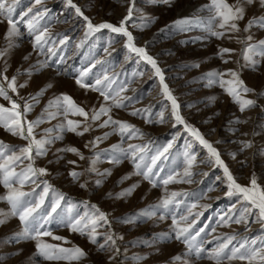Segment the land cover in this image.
Returning a JSON list of instances; mask_svg holds the SVG:
<instances>
[{"label":"rangeland","instance_id":"374dc122","mask_svg":"<svg viewBox=\"0 0 264 264\" xmlns=\"http://www.w3.org/2000/svg\"><path fill=\"white\" fill-rule=\"evenodd\" d=\"M227 2L234 4L235 0H227ZM73 3L81 8L93 24L108 22L117 26L127 15L129 6V0H73ZM188 5L192 7H203L204 5L203 21H207L210 15L207 11L210 0H171V3H164L163 0H136L132 20L126 26L137 39L136 45L145 47L148 54L157 60L158 66L165 74V82L178 99L177 102L180 101L182 106L179 109L180 114H187L183 118L188 124L196 127L212 144L220 123L228 121L225 127L221 125L222 130L216 137L220 138L219 144L216 143L213 147L217 149L221 159L230 169L234 166L231 173L237 182L247 186L250 177L255 174L258 184L264 187V96L258 97L253 93L243 96L244 99L256 100L257 106L248 107L241 112L239 105L234 103L222 88L218 85L209 87L207 81L203 79L206 73L213 70L237 69L245 84L254 89L256 93H261L264 92V61H261L256 70L251 67L240 68L237 61L240 64L244 63L241 59V49L244 46L236 42L235 36L243 37L246 35L243 32L230 34L233 37L231 39L228 35L217 39L210 37L206 31L195 29L181 31L174 28L175 21L179 19L183 9L188 8ZM29 9L31 11H28ZM26 12L27 15H25ZM260 14H264V10L258 11L256 7L248 8L245 19L239 22L241 29L253 15ZM99 16L102 18L97 21ZM146 17L154 19L155 22L141 30L140 26L146 22ZM193 18L192 14L187 16L188 20H193ZM13 19L17 23L20 34L12 37L14 47L3 59H0V70L4 69L5 61H7L6 75L9 79L17 76L19 69L21 74L17 76V86L26 82L27 87H18L19 96L11 93L10 90L9 94L20 101L21 97L28 99L46 85H52L39 99V103L32 101L35 107L28 114V120H35L39 117L48 102L60 94L70 95L86 111L93 108L98 110L101 105L105 104L104 98L99 92L93 91L91 87L81 88L76 84V79L80 77V74L87 71V75L84 77L85 83L94 85L95 81L99 80L101 83L97 87L106 89L110 95H115L121 88L127 89L121 93V97L132 98L123 101L129 107L127 109L113 107L111 115L115 119L135 125L145 134L143 139L128 140L125 137L122 145L123 147H127L129 143L147 145L146 152L143 154L146 158L142 167L150 164V157L163 150L169 143L172 144V147L165 154L167 159L162 157L153 168V172L157 176L166 178L169 174L180 172L181 176L177 177V180L188 179L182 175L186 167L185 152L195 154L197 164L203 163L205 167L197 170H194L193 167L190 169L192 172L191 181L195 182L201 178V183L195 182L192 186V182L173 181L166 186L169 195L172 192L181 193L174 198L167 210L163 208L151 209L150 206L159 204L161 198L165 196V186L157 181L158 186L152 187L138 175H132L130 179L117 185V181L122 176L134 172L133 165L129 160H124L118 166L107 162L110 154L103 150L121 143L119 135L108 136L94 149L96 153H101L100 162L96 167L101 172L112 169V175L106 179L103 187L97 188L94 181L100 177L95 174L86 173L80 178L79 183L74 182L68 175L69 170L74 167L67 163L69 160L76 161L78 167H75V170L79 172L89 166L87 159L80 160L72 153H58L57 149L74 146L85 157H89L93 155V151L91 147L85 148V143L97 136H103L106 132H111L112 129L110 127L99 128L94 125V130L83 136L67 132L62 141H56L49 146L46 156L36 158L35 166L46 168L49 174L34 177L38 186L29 183L25 185L23 191L32 193L38 199L37 194H40L45 187L43 181H47L51 185L47 196H45L44 204L39 209L40 212L50 209V206L59 199V194H63L64 199L60 200V206L52 214L51 222L46 225L47 230L52 232V236H44L41 239L58 248L79 246L87 253V257L79 261H69L65 259L47 260L35 255V241L13 239L14 234L19 232L23 226L18 217H9L3 225H0V264H116L117 262L118 264H138L137 257H147V259L139 261V264H181L180 261L172 260V257L183 256L186 246L175 239H159L161 233L171 232L172 216L180 221L181 227H186L188 223L195 220L190 233L194 234L201 228L203 231L192 243L197 244L203 241L207 250L216 246L219 242L217 237L237 235V239L233 240L229 248L245 236L257 238L258 242L260 238H264L261 237V225L251 223V221L250 231H246L243 224H232V227L220 225V218L223 216L227 219L228 215L238 212L243 202L237 195H226L227 182L223 169L212 162L214 158L209 157L207 149L199 141H196L184 129L183 125L175 123L174 118L170 116L171 102L163 97L159 78L154 75L151 65L125 47L126 37L112 33L109 29H101L85 40L86 24L82 17L75 14V10L67 3V0H41L40 3H36L35 0H19ZM29 20L33 25L31 30L27 26ZM7 27L6 23H0V49L8 47V41L5 39ZM45 30H47L45 35L47 43L42 41L43 51L41 52L39 46L34 48L35 36ZM252 33L256 39H264V30L254 27ZM198 37L202 39H197ZM82 41L83 43H81ZM143 41L144 45H140L139 43ZM219 48L235 50L233 53L224 54V59L228 60V63H224L218 57ZM25 57L28 59L25 60ZM43 61L48 62V67L36 71L33 66ZM197 64L199 67L194 66ZM30 68L33 69V74L29 77L26 70ZM46 71L51 75H46ZM229 78L225 76V79ZM137 98L139 99L137 100ZM20 102L23 103V101ZM0 104L10 107V103L2 97H0ZM107 104L110 106L111 101ZM149 106H151L154 120H158L157 114L163 112V123H147L144 119L129 114L134 109H144ZM68 118L83 120L82 117L71 115ZM106 119L107 116H102L96 124L102 123ZM237 119L247 122L236 123ZM62 120V117H58L51 122L42 123L35 129L37 139L41 138L45 129L53 128ZM249 132L251 136L246 138L245 136ZM0 141L12 146H22L26 143L24 140L12 136L2 127H0ZM241 141H251L252 147L242 150ZM248 150L252 151L253 159L251 160L250 153H248L246 157H242V163L236 164L238 159H234L232 154L240 153L242 156L249 152ZM57 156L64 158L57 160ZM238 165L241 166L238 168ZM85 181H89L87 189L80 187V183ZM137 183H139V187L126 199H111L107 196L109 192L115 196ZM34 187L35 193H33ZM142 188L152 191L146 193ZM6 191L0 185V195H5ZM206 198L209 200L206 201ZM89 203L97 205L101 211L107 213L112 222L110 229L106 226L98 229V243H104V234L109 231L114 232L116 236H123L122 240L117 239L116 242L120 248L118 255L107 246L106 250H99L97 244L90 243L85 236L74 233L64 226L63 221L94 211L86 206ZM193 204L196 205L195 208L192 207ZM205 205L207 207H204ZM0 208L8 211L10 206L6 201H0ZM145 209L154 211L155 215L151 218L141 217L134 223H123L119 220L128 214L138 213ZM189 210L191 214H189ZM196 213H201V215L197 218ZM162 215L165 216L163 220L159 218ZM184 215L188 216L187 222L180 220ZM232 228L235 229L232 230ZM212 229H215V232ZM54 236L64 239L55 240ZM65 240L69 243H65ZM53 254L57 253L53 251ZM111 256H115V258L109 260ZM238 262L242 261H225L224 264H238ZM192 264H215V262L204 258L193 259Z\"/></svg>","mask_w":264,"mask_h":264},{"label":"snow or ice","instance_id":"6c2138e0","mask_svg":"<svg viewBox=\"0 0 264 264\" xmlns=\"http://www.w3.org/2000/svg\"><path fill=\"white\" fill-rule=\"evenodd\" d=\"M36 3H40L41 0H35ZM136 0H129V6L127 7V15L119 22L118 26L108 22L100 24H93L92 20L84 14L80 7L73 3V0H67V3L75 10V14L83 18L86 24L85 40L95 32H99L101 29H109L112 33L121 34L126 37L125 47L132 53H135L138 57L142 58L147 64L151 65L154 70V75L159 78V84L162 86V95L166 100L171 102L170 116L174 118L176 124L183 125L184 129L199 141L204 148L207 149L210 158H214L212 162L215 165L223 169V174L226 177L227 192L226 195L233 196L237 195L242 200V207L238 212H233L225 217L220 218V225L224 227H231L232 224L245 226L246 231H250L251 223H257L261 225V237H264V187L258 184L255 174L250 177L249 185H241L237 182L236 178L230 172L228 166L221 159L220 153L213 145L205 139L201 132L194 126L188 124L183 116L180 114V105L177 102V98L173 95L169 89L168 84L165 82V76L162 69L158 66L157 60L148 54L145 47H139L135 44V37L132 32L128 30V22L132 20L133 10L135 8ZM164 3H171V0H163ZM19 0H0V23L7 24V30L5 33V39L8 41V47L0 49V59H3L8 51L14 47L12 43V37L18 36L19 28L17 23L13 19V14L16 5ZM250 7H256L258 11L264 10V0H235L234 4H229L227 0H210V6L207 8L209 17L207 21H189L188 19H181L175 21V25L180 28L181 31H187L184 25L195 22L196 24H204L205 31L210 37L222 39L225 35L229 36V39L233 38L230 34L245 33L243 37L235 36L236 42L242 44L244 47L241 49V59L243 64H239L240 68L251 67L256 70L261 61H264V39H256L252 29L258 28L264 30V14L253 15L246 23L243 29H241L239 22L243 21L246 16L247 9ZM28 11H31L29 9ZM47 11V10H45ZM27 15V12L25 13ZM146 22L141 25V30L150 26L155 22L152 18H145ZM28 28L31 30L33 25L31 20L27 23ZM46 31L41 32L35 36L34 48L39 46L40 51H43V43H47L45 40ZM163 31V29H162ZM66 39V38H65ZM197 39H202L198 37ZM63 43V41H61ZM83 43V41L81 42ZM234 49L219 48L218 57L224 62L229 61L224 59L225 53H233ZM25 60L28 57L24 58ZM199 67V65H194ZM48 67V62H38L33 68L36 71H40L43 68ZM8 70L7 61H5V67L0 70V97L10 103V107H6L4 104H0V127L6 132L10 133L14 137H18L24 140L26 143L22 146H12L4 141H0V185H2L7 191L5 195H0V201H6L10 206L8 211L0 210V225H3L7 218L18 217L22 229L15 233L13 239L16 240H32L35 241L36 253L39 257L47 260L52 259H65V260H76L79 261L82 258L87 257V253L79 246L73 248H62L55 245L44 242L41 238L44 236H52V232L47 230L48 225L52 220V214L56 212V209L60 206V200L64 199L63 194H59V199L50 206V209L40 212L39 209L44 204L45 196L51 185L47 181H43L45 187L42 189L40 194H37L38 199L32 195L23 191L26 184L36 185V180L33 179L37 176L48 175V170L43 167H36V158L43 157L48 154L49 146L53 145L56 141H62L64 135L67 132L74 133L77 136H83L85 133H89L94 130V125L99 128H111V132H106L103 136H97L92 140L85 143V148H90L93 151V155L85 157L84 154L74 146H65L61 149H57L58 153H72L79 157L80 160L87 159L89 166L83 171H76L75 167H78L75 160H69L67 163L73 165V169L69 170V177L76 183L80 182V178L86 173L91 175L95 174L100 177L94 181V185L97 188L103 187L106 179L112 175V169H107L101 172L97 167V163L100 162L101 153L94 151L95 147L100 142L107 139L108 136L117 134L121 138V143L112 145L110 149L103 150L105 153L110 154V158L107 162L118 166L129 160L134 168V172L125 174L118 181L117 185L124 183L125 180L130 179L132 175H138L147 181L152 187H157V181L165 186V196L161 198L159 204L150 206L151 209L163 208L167 210L169 205L173 203L174 198L181 193L172 192L170 195L167 193L166 186L170 182L179 183H191L190 177L192 172L190 169L196 162V155L190 154L189 152L184 153V162L186 167L183 170V177L188 179L176 178L181 176L180 172H174L169 174L166 178L159 177L153 172V168L156 166L157 161L163 157L167 159L165 155L168 150L172 147L169 143L163 150L158 151L155 155L150 157V164L144 165L147 145L131 144L127 147H123L125 137L128 140L140 138L143 139L144 133L135 125L115 119L111 113L112 108L127 109L129 105L125 104L124 100H131V97H121V93L126 91V88H121L115 95H110L104 88L97 87L100 85V81L96 80L94 85L85 83L84 77L87 75V71L80 74V77L76 79V84L81 88H89L93 91H98L99 94L104 98L105 104L101 105L98 110L95 108L86 111L84 107L78 105L75 100L67 94H60L48 102L45 108L42 110L41 115L35 120H28V114L34 109L35 104L32 101L39 103V99L44 95L48 88L52 85L48 84L42 88L38 93L30 96L28 99L20 98L21 103L17 99H14L12 95L15 93L19 96L18 87H27V83L20 84L17 86V76L20 75L19 69L17 70V76H13L11 79L6 75ZM90 71V69H89ZM26 74L30 77L33 74V69H27ZM225 76L230 77L225 79ZM207 81V86L218 85L224 90V92L231 97L232 101L239 105L240 111L243 112L248 107L257 106V101L254 99H244L249 93L264 96V92L256 93L254 89L249 88L240 77V72L237 69L227 70H213L205 74L203 77ZM139 98H137L138 100ZM214 99V98H213ZM111 101L109 106L107 102ZM167 107V106H165ZM54 109V111H52ZM132 116L144 119L147 123H163V112H159L158 120L152 118L151 106L144 109H134L129 113ZM82 117L83 120L69 119V116ZM102 116H107V119L102 123L96 124ZM58 117H62L63 120L60 124L55 125L53 128L45 129L41 134V138L37 139L35 129L38 128L42 123L51 122ZM247 121L236 120V123H246ZM175 126V125H174ZM56 133V134H54ZM242 150L252 147L251 141H241ZM235 156V153L233 154ZM63 156H57V160L63 159ZM51 163V161H50ZM89 181L80 183V187L87 189ZM38 186V185H36ZM139 187V183L134 184L115 196L111 192L107 193L108 198L111 199H126L130 197L135 189ZM35 193V187L33 188ZM186 195V194H185ZM32 197V198H29ZM87 207L94 211L85 213L83 216L76 218H69L63 221L64 226L69 228L74 233H79L81 236H85L90 243L97 244L99 250H106V246L113 249L115 254L120 253V248L117 246V239L122 240L123 236H116L114 232H107L104 234V243H98L97 236L99 235L98 229L100 227L111 228V221L109 220L108 214L101 211L100 208L95 204H87ZM196 207L195 204L192 205ZM204 207H207L206 205ZM189 214L191 211L189 210ZM155 215L154 211L148 209L141 210L138 213L128 214L124 217L119 218L120 222L123 223H134L137 219L151 218ZM198 218L201 213H196ZM161 220L165 219V216L159 217ZM180 220L185 222L188 221V216H181ZM101 222H103L101 224ZM195 224V220L188 223L186 227L180 226V221L175 216H172V228L171 232L161 233L159 239L171 240L175 239L180 241L186 246V252L181 255L172 257L174 261H180L181 264H192L193 259H210L215 264H224L225 261H242L246 264H264V238H260L259 242L257 238L244 237L239 240L237 244H232L233 240L237 239V235H230L224 237H217L219 241L216 246L207 250L204 247L203 241L193 244L192 241L200 235L203 228L197 230L194 234L190 233L192 225ZM215 232V229H212ZM55 240H62L64 238L54 236ZM65 243L69 241L65 240ZM53 251L57 254L54 255ZM19 254V253H17ZM115 256L109 257V260L114 259ZM187 258V259H186ZM137 262L147 259V257H137Z\"/></svg>","mask_w":264,"mask_h":264},{"label":"bare ground","instance_id":"6f19581e","mask_svg":"<svg viewBox=\"0 0 264 264\" xmlns=\"http://www.w3.org/2000/svg\"><path fill=\"white\" fill-rule=\"evenodd\" d=\"M206 8V7H205ZM204 13H205V9H204V5H203V7H201V6H196V7H192L191 5H188V8L187 9H183V12L182 13H180V16H179V19L178 20H181V19H187V16L189 15L190 16V14H192V16L194 17L193 18V20H189V21H197V20H200V21H203V15H204ZM206 15V14H205ZM101 18H102V16H99L98 17V19H97V21H100L101 20ZM182 27H186L188 30H199V31H205V26H204V24H196L195 22H192V23H189L188 25H184V26H182ZM174 28H176V29H178V30H180V28L179 27H177L176 25H175V27ZM136 41H137V39L135 38V44H136ZM144 41L143 42H141V43H139L140 45L142 44V45H144ZM138 44V43H137ZM160 67V66H159ZM46 75H51V73L50 72H48V71H46ZM165 75V74H164ZM167 75V74H166ZM168 79L170 78V77H167ZM174 88V87H173ZM177 92V91H176ZM178 100V99H177ZM182 101V100H181ZM180 101H178V104L180 105V103H179ZM185 106V105H184ZM182 108V106L180 105V109ZM183 110V109H182ZM189 112V111H188ZM189 114V113H188ZM187 114H184L183 113V117L184 116H186ZM190 116V115H189ZM192 118V117H191ZM200 121V120H199ZM223 122H224V120H223ZM230 122V121H229ZM234 122V121H233ZM226 124H228V121L227 122H224V123H220V126L217 128V132H216V134H215V136L213 137V142H212V145H214V144H219V141H220V138L218 139V138H216L219 134H220V130H222V128H221V125H223L224 127H225V125ZM215 127V126H214ZM243 136H245V135H243ZM251 135H250V132L245 136L246 138H249ZM148 138H149V136H148ZM216 139H218V140H216ZM224 144V143H223ZM231 146V145H230ZM253 149V148H252ZM251 149V150H252ZM251 150H248L249 152H246L245 154H243L242 156H240V153H238V154H235V156L233 157L234 159H238V161L237 162H235L236 164L237 163H242V157H246V154H248V153H250V158H251V160L253 159V155L251 154L252 153V151ZM236 152V151H235ZM233 155V154H232ZM256 156V155H255ZM234 165V164H233ZM204 165H203V163H201V164H197V162H195V164H194V166H193V168H194V170H197V169H200L201 167H203ZM241 165H238V168L240 167ZM205 167V166H204ZM229 168V167H228ZM233 168H234V166H233ZM232 168V169H233ZM232 169H230L229 168V170H230V172H231V170ZM191 171V170H190ZM245 179V181H246V178H244ZM201 178L200 179H198L197 181H195L196 183H201ZM195 182H192L191 183V185L192 184H194ZM66 186H68V185H66ZM193 186V185H192ZM144 188V187H143ZM142 188V190H144V191H146V193H150L151 191H148L147 190V188H145V189H143ZM149 189V188H148ZM216 193H217V191H216ZM84 195V194H83ZM154 195H156V193H154ZM206 201L207 200H209V199H205ZM201 208H203V207H201ZM0 210H2V208H0ZM4 210V209H3ZM232 227V226H231ZM233 229H235V228H232V230ZM116 264H118V262L116 263ZM238 264H246V262H238Z\"/></svg>","mask_w":264,"mask_h":264}]
</instances>
